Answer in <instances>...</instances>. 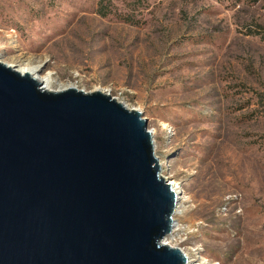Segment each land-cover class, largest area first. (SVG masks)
<instances>
[{"label":"rangeland","instance_id":"obj_1","mask_svg":"<svg viewBox=\"0 0 264 264\" xmlns=\"http://www.w3.org/2000/svg\"><path fill=\"white\" fill-rule=\"evenodd\" d=\"M0 60L142 111L190 197L164 241L264 264V0H0Z\"/></svg>","mask_w":264,"mask_h":264},{"label":"water","instance_id":"obj_2","mask_svg":"<svg viewBox=\"0 0 264 264\" xmlns=\"http://www.w3.org/2000/svg\"><path fill=\"white\" fill-rule=\"evenodd\" d=\"M154 137L110 94L0 60V264H187Z\"/></svg>","mask_w":264,"mask_h":264},{"label":"bare ground","instance_id":"obj_3","mask_svg":"<svg viewBox=\"0 0 264 264\" xmlns=\"http://www.w3.org/2000/svg\"><path fill=\"white\" fill-rule=\"evenodd\" d=\"M42 69L43 68H42L41 65H36V66H25V67H21L19 70L21 72H23V73L24 72H30L33 77H36L38 80L41 81V84H42L43 88L46 89V90H63V89L68 88L70 86V85L68 86V85H63L62 84L59 88L54 89L52 87V82H53V79H54L53 78V73L52 72L42 73L43 72ZM159 162H160V167H161V170H162V167L164 166V163H163V161L162 162L159 161ZM166 178L169 181V183L172 184L173 188L177 191V194H178V197H179V205H178V207H177V209L175 211V215L176 214H181L185 210V202L188 201L190 197L189 196H186L185 192L183 191L182 186L180 185V183L177 180L171 179V177H166ZM177 230H178V228L176 227V224H175L174 227H173L172 232L169 235L174 234ZM165 238L163 239V241L165 240ZM166 244H168V243H166ZM185 253L188 256V262H187V264L193 263L194 260L190 256V254L187 253V252H185Z\"/></svg>","mask_w":264,"mask_h":264}]
</instances>
